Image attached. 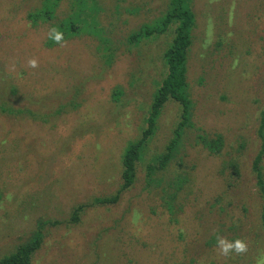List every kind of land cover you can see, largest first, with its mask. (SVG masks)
Here are the masks:
<instances>
[{"label": "rangeland", "instance_id": "obj_1", "mask_svg": "<svg viewBox=\"0 0 264 264\" xmlns=\"http://www.w3.org/2000/svg\"><path fill=\"white\" fill-rule=\"evenodd\" d=\"M171 1L0 0V104L46 118L21 123L0 113V261L28 244L39 222L60 221L34 264H256L264 250L252 172L264 152V0L191 2L187 129H177L182 104L168 101L134 186L117 205H94L121 191L123 155L148 127L174 28L147 30L161 24ZM51 9L49 21L18 27L29 12ZM68 19L82 27L61 47L48 32ZM7 26L17 31L9 42ZM31 58L38 68L27 67ZM75 96L76 110L50 118ZM175 136L168 168L151 176L149 165ZM202 137L216 140L212 151ZM260 168L264 177V158ZM166 177L188 179L169 206ZM83 205L80 223L68 226ZM217 233L258 246L225 258Z\"/></svg>", "mask_w": 264, "mask_h": 264}, {"label": "trees", "instance_id": "obj_2", "mask_svg": "<svg viewBox=\"0 0 264 264\" xmlns=\"http://www.w3.org/2000/svg\"><path fill=\"white\" fill-rule=\"evenodd\" d=\"M193 0H172L170 3V8L166 12L164 18L161 20V24L158 26H152L147 30L148 34L162 33L165 32L169 28H174L173 41L171 45L164 52L163 59L167 68V73L165 79L160 85L151 105V111L149 113V118L147 121L148 127L143 131L141 138L132 143L123 155V185L121 191L115 194L112 197H105L97 199L94 202V205L98 206H111L117 205L122 198V195L125 191H128L131 187L134 186V180L136 178V170L137 164L143 158V149L147 147V142L154 136V130L156 127V121L159 117L163 106L170 100L178 102L183 106V114H182V122L178 126V130L187 129V110L190 106V98L188 93V60H189V52L192 46V32L195 27V19L193 16V11L191 8V2ZM54 9H51L46 14L43 11L34 10L29 12L26 17L23 19L17 20L18 27L24 28V24L30 28L34 29L41 22H47L48 19L54 17ZM9 26V25H8ZM5 29V33L9 38H15L17 31L13 30V34H11V30L8 28ZM82 27V24L73 23L72 20H64L60 25V31L64 33V40L67 39L69 33L73 30ZM6 44V43H3ZM8 46V45H7ZM5 56V55H3ZM1 61V59H0ZM0 80L1 76H0ZM10 94H14L19 98V91L17 90L16 85H10ZM77 96L72 98L68 103L61 104L50 116V118H55L60 115L65 114V109L68 111V108L72 110H76L78 107L76 106ZM0 113L6 114L8 116H12L15 118H19L21 123L34 122L37 120L46 121V118L43 115H39L35 111L30 108H17L13 104L2 103L0 104ZM43 125V124H42ZM177 136L173 137L171 143L169 144L167 151L162 154L160 157L154 159V164L152 163L148 167V171L152 176L153 173L159 171H165L168 168V164L171 161L170 149H175V144L177 142ZM202 145L209 149L210 151L216 146V140H207V137H202L200 140ZM264 152H261L257 155V157L253 160L252 163V172L255 176V186L257 189L258 195L262 198L263 205L261 207V219L264 221V177L261 173L260 163L263 161ZM173 156V155H172ZM230 175L233 177L232 181H237L240 178V173L238 170H232ZM169 177H166L165 181ZM186 179L177 178L175 180H167L166 187L168 191V204L170 205L172 200H175L182 189ZM188 179L186 180V182ZM164 205V204H163ZM86 206H79L73 212L71 218L66 221L68 226L71 224H79L82 212L86 210ZM62 222L60 221H47L45 223L39 222V226L34 230L31 234V240L28 244L19 248L14 254L3 258L0 261V264H34L35 256L38 252L44 247L46 231L48 229H54L56 227L61 226ZM264 225V223H263ZM220 235L219 233L215 234L216 236ZM216 243V241H215ZM258 245L248 246V252L257 248ZM134 264V263H132Z\"/></svg>", "mask_w": 264, "mask_h": 264}, {"label": "clouds", "instance_id": "obj_3", "mask_svg": "<svg viewBox=\"0 0 264 264\" xmlns=\"http://www.w3.org/2000/svg\"><path fill=\"white\" fill-rule=\"evenodd\" d=\"M48 38L59 44L61 47L67 46V41L64 40V33L57 27H52L48 32ZM13 65V70H14ZM27 67L36 69L39 67V61L36 58H31L27 61ZM11 199V195L7 197ZM216 251L218 255L229 258L233 254L237 256L244 255L248 252V244L243 239L228 240L226 237L216 236ZM256 264H264V250H261L256 258Z\"/></svg>", "mask_w": 264, "mask_h": 264}]
</instances>
